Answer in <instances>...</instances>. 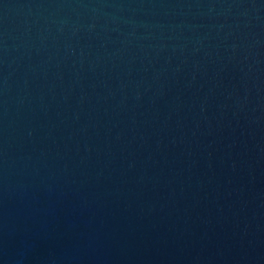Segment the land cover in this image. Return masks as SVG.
<instances>
[{
	"label": "water",
	"instance_id": "1",
	"mask_svg": "<svg viewBox=\"0 0 264 264\" xmlns=\"http://www.w3.org/2000/svg\"><path fill=\"white\" fill-rule=\"evenodd\" d=\"M0 264H264V0H0Z\"/></svg>",
	"mask_w": 264,
	"mask_h": 264
}]
</instances>
